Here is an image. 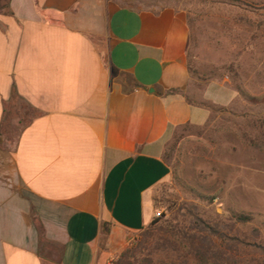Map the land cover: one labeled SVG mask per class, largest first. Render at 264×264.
<instances>
[{"label": "crops", "instance_id": "0c3cea01", "mask_svg": "<svg viewBox=\"0 0 264 264\" xmlns=\"http://www.w3.org/2000/svg\"><path fill=\"white\" fill-rule=\"evenodd\" d=\"M189 36L176 0H0V264H107L152 221L167 140L209 118Z\"/></svg>", "mask_w": 264, "mask_h": 264}, {"label": "rangeland", "instance_id": "374dc122", "mask_svg": "<svg viewBox=\"0 0 264 264\" xmlns=\"http://www.w3.org/2000/svg\"><path fill=\"white\" fill-rule=\"evenodd\" d=\"M176 4L186 12L190 29L185 95L207 108L209 118L176 127L167 140L163 156L170 173L153 192V218L244 213L250 221L237 224L234 232L244 236L259 228L264 241V0ZM141 240L139 232L107 264L130 247L128 264L222 263L198 261L170 231L143 245ZM232 252L238 264H264L260 247L239 244Z\"/></svg>", "mask_w": 264, "mask_h": 264}, {"label": "trees", "instance_id": "16d2710c", "mask_svg": "<svg viewBox=\"0 0 264 264\" xmlns=\"http://www.w3.org/2000/svg\"><path fill=\"white\" fill-rule=\"evenodd\" d=\"M165 161L167 162L166 159ZM189 214L185 215L183 213L182 219H179V216H170L164 219L162 217H154L141 231L142 240L140 245H143L150 237L158 235L162 231H170L188 244L191 254L200 262L208 263L209 260L216 262L219 259L222 262L220 264H238L236 255L232 250H235V247L239 244L260 247L264 252V241L259 228H253L250 235L244 234V236L234 232L237 224H247L250 221L251 218L248 215L244 213L231 214L229 216H223L218 213L201 215L197 212ZM162 216L165 217V214ZM218 241L225 243L228 250L222 248ZM133 251V247L127 248L110 264L130 263Z\"/></svg>", "mask_w": 264, "mask_h": 264}]
</instances>
